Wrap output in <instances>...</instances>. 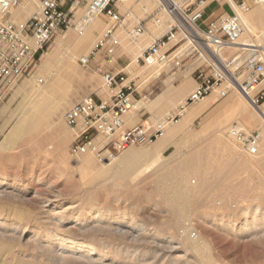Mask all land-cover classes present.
<instances>
[{
    "label": "rangeland",
    "instance_id": "1",
    "mask_svg": "<svg viewBox=\"0 0 264 264\" xmlns=\"http://www.w3.org/2000/svg\"><path fill=\"white\" fill-rule=\"evenodd\" d=\"M246 1L251 4L247 13L256 5H264ZM146 2L130 0L127 3L128 6L131 4V9L134 8L128 17L130 25L156 9L157 0ZM143 5L147 10L142 8ZM139 7L142 10L139 11ZM84 12L85 4H81L76 11V24ZM99 18L103 27L95 31L85 51H71L68 40L78 34L74 26L52 40L31 74L12 90L0 94V174L4 176L0 178V264H264V212L250 214L247 218L242 215L246 208L253 209L256 205L264 208L263 139L259 152L252 155L227 134V143L233 150H226L217 137L219 130L225 131L234 123L258 131L263 136L264 123L258 121L259 116L244 94L228 82L193 105L200 108L207 103L206 110L192 125L173 136L170 146L166 145L161 151L163 157L156 161L157 164L153 162L155 165L145 169L136 179L134 175L138 166L122 180L115 175L118 165L115 160L109 174L97 176L84 166L85 156H92L94 165L100 170L106 168V159L95 152L72 155L71 147L80 128L66 123L65 112L88 96L106 100L112 92L92 63L83 66L79 62L81 57L91 53L106 28L107 17ZM253 23L259 29L252 39L263 45L264 15L254 18ZM243 36L248 37L247 33ZM121 39L119 50L133 57V76H139L136 98L146 101L167 90L178 89L175 97L178 99L160 118L167 114H180L177 107L185 103L195 88V85L189 87V81L195 77L193 71L208 63L202 58L188 60L176 74L162 66H143L136 57L151 40L144 45H136L124 32ZM234 46L225 50L227 58L241 52ZM48 57H54L50 66L44 63ZM40 78L43 82L39 81ZM183 85L188 87L182 95L179 89ZM262 87L264 82L259 89ZM214 96L215 99L209 103ZM229 96L236 99L235 104L230 103L231 106L235 109L240 107L241 112L239 109L233 111L232 107L227 109ZM34 98L53 99L59 111L54 117L43 115L41 128L30 138L17 139L14 136L19 119L32 106L30 102ZM257 105L264 108V98L259 99ZM137 108H141L140 103ZM183 114L168 127L179 125ZM244 115L249 116L255 125L245 121ZM210 116L211 125L203 131L208 121L205 118L210 119ZM217 121L222 123L221 129V124L214 125L218 124ZM167 131L153 143L131 147H152L164 139ZM102 153L106 156L104 151ZM146 161L147 165L152 163L150 158ZM243 161L248 165L241 168ZM173 170L180 173L179 189L187 199L182 215L177 214L168 200L175 196L171 189L175 181L167 177ZM162 178L168 190L166 196L158 191V180ZM259 193L262 196L260 200L255 198ZM61 201L62 204L54 206ZM48 208H51L49 213L46 212ZM96 210L104 216H96ZM60 223L63 226H59ZM224 224L228 227L224 228ZM138 225L143 227L141 232ZM80 226L86 229V235L78 231ZM65 236L86 241L87 246L83 248L78 243L72 244L80 258L70 255L63 258L66 242L60 238ZM198 244L206 248L205 260L203 252L193 250L192 245Z\"/></svg>",
    "mask_w": 264,
    "mask_h": 264
},
{
    "label": "built area",
    "instance_id": "2",
    "mask_svg": "<svg viewBox=\"0 0 264 264\" xmlns=\"http://www.w3.org/2000/svg\"><path fill=\"white\" fill-rule=\"evenodd\" d=\"M19 1L0 0V94L12 90L32 73L56 36L74 26L83 34L94 18L105 16L103 34L91 53L79 59L83 66H89L98 53L112 60L122 46L121 33L136 43L148 35L149 27H159L161 32L136 57L138 63L162 66L174 74L194 58L208 63L193 71L196 86L180 107L181 115L186 107L206 99L225 82L242 93H255L252 98L255 104L264 98V87L259 89L264 82V44L249 46L229 59L218 61L221 53L233 47L244 33L238 11L251 9L246 0H157L156 9L133 26L128 22L129 11L125 10L130 0H40L37 11L28 19L17 20L12 12ZM212 2L226 4L227 9L219 16L212 13L205 18ZM81 4H85V12L76 24V11ZM101 76L112 91L109 98L97 100L88 96L65 112L66 123L80 128L71 147L72 155L95 152L102 159L115 158L131 146L155 142L165 135L169 125L178 121L180 114H167L153 122L127 126L126 117L139 110L135 95L139 76H130L122 70L103 71ZM226 134L248 154L259 152L258 131L234 123Z\"/></svg>",
    "mask_w": 264,
    "mask_h": 264
},
{
    "label": "bare ground",
    "instance_id": "3",
    "mask_svg": "<svg viewBox=\"0 0 264 264\" xmlns=\"http://www.w3.org/2000/svg\"><path fill=\"white\" fill-rule=\"evenodd\" d=\"M146 4L153 0H146ZM156 1V0H155ZM234 1V0H232ZM234 3V2H233ZM131 4H128L125 5V10L129 11V14L130 16L133 14V9H131ZM133 6V5H132ZM235 6H236V3H235ZM20 7L26 11V12H30L32 13L33 12V9L35 8V0H23L22 3L20 4ZM135 7V6H134ZM142 8L144 10H147V8L145 7V5L142 6ZM141 7L138 8V10H142ZM23 11V12H24ZM239 14H240V18L243 22V25H244V33H247V36L249 37H246V36H241V38L238 40V42L235 44L236 46H234V48L238 49V50H243V49H246L248 48L249 46H260V44H257L255 43V41L252 39L253 35L254 34H258L257 33V28L255 26V24L253 23L254 21V18H256L257 16H260L261 14L264 15V5H256L253 10L250 12V13H247L246 11H238ZM103 27V21L98 17V18H94L93 21L91 22V24L87 27V29L83 32V34H79L78 31H77V36L76 37H71L69 38L68 42L71 44V51H75V52H79L81 53L82 51H85V49L87 48V45L89 43V41L91 40V38L94 36L95 34V31L97 30H100L101 28ZM262 27V26H261ZM154 29L157 30L156 32V35L159 34L161 32V29L159 27H154ZM259 29V28H258ZM263 30V29H262ZM261 31V30H259ZM260 33V32H259ZM148 35H143L141 38L143 37H146ZM141 38L139 39L138 42H136L135 44H139ZM255 38H257L255 36ZM258 40V39H257ZM257 42V41H256ZM233 48V47H232ZM70 53V52H69ZM136 53V52H135ZM227 52L224 51L221 53L220 57H218V61L220 62L221 60H226V59H229L227 58L226 56ZM69 55V54H68ZM71 55V54H70ZM230 55V54H229ZM228 55V56H229ZM76 56V55H74ZM87 56V55H86ZM71 57V56H70ZM72 58V57H71ZM53 60H54V57H48L46 60H45V64L47 66H50L52 63H53ZM39 81L43 82V79L40 78ZM178 89H174V90H170V91H165L169 94V97L170 98H175L176 97V93H177ZM220 92V91H219ZM244 94V97L246 99V101L249 103V105H251L250 107H252L256 114L259 116L260 120V123H264V108L263 106L261 105H257L255 104L253 101H252V98H253V93L252 92H249L248 94L246 93H243ZM231 96V95H230ZM229 96V97H230ZM216 96H214L212 99L209 100V103H211L213 101V99H215ZM234 98V96H233ZM228 98L226 103L228 101V104H230L231 102H233L232 104H235L236 103V99L234 98ZM29 99V98H28ZM239 99V98H238ZM31 100V99H30ZM235 101V102H234ZM243 101V100H242ZM208 102V101H207ZM31 103V107H29L20 117L19 119V122H18V127L16 128V134L14 137H16L17 139L18 138H30L29 136H31L33 133L39 131V129L41 128V125L43 124V115H47L49 117H54V115H56L59 111V106L55 104V101L51 98H34L32 100ZM208 103V104H209ZM239 103V100H237V106L239 107L238 105ZM226 105L227 109L232 107L231 105ZM184 105V104H183ZM244 105V104H243ZM234 106V105H233ZM236 106V105H235ZM236 106V107H237ZM245 106V105H244ZM206 107H207V103L205 105H203L202 107H200L196 114L197 115H200L204 110H206ZM225 107V106H224ZM223 107V108H224ZM188 107H186L184 109V112L187 110ZM240 108V107H239ZM239 108H234L232 107L233 111L234 109L235 110H238ZM227 109H224V110H227ZM231 109V110H232ZM224 110H223V113H224ZM242 110V109H239V111ZM177 111L178 113H182V111L180 110V106L179 108H177ZM230 111V110H229ZM228 111V112H229ZM238 112V111H236ZM241 112V111H240ZM244 112V111H243ZM222 113V112H221ZM220 113V114H221ZM231 113V112H230ZM243 114H246V113H243ZM218 115V114H217ZM216 115V116H217ZM231 115V114H230ZM234 115V114H233ZM242 115V113H241ZM247 115V114H246ZM213 116V115H212ZM212 116H210V119L206 122V124L203 126V131H205L209 125H211V121H212ZM220 116V115H219ZM218 116V117H219ZM222 116V114H221ZM235 116V115H234ZM254 116V115H253ZM256 116V117H258ZM230 117V116H229ZM246 119H245V118ZM244 119L245 121L248 120L250 121L251 123L253 122L252 119L249 118V116H245L244 115ZM214 118V117H213ZM241 118V117H240ZM242 118V119H243ZM215 119V118H214ZM222 119V118H221ZM250 119V120H249ZM216 120V119H215ZM214 120V122H215ZM220 120V119H219ZM233 120V119H232ZM242 121V120H241ZM255 121V120H254ZM218 122V121H217ZM220 122H222L220 120ZM218 122V124H214L215 126L216 125H219L220 129L222 128V123ZM244 122V121H242ZM257 122V121H256ZM193 122L190 123V125H192ZM246 124V123H244ZM188 125V126H190ZM225 124H223L224 126ZM252 126L255 125V123H252L250 124ZM185 127V122L184 121H181L179 123V125L177 126H171V127H168V131H167V136L171 134V131L173 132H176L178 133L179 130H182L183 128ZM194 127V126H193ZM192 127V128H193ZM218 127V126H217ZM212 128V127H211ZM210 128V129H211ZM222 130V129H221ZM219 130L218 131V134H217V137L220 141V143L225 147L226 150L228 151H232L233 149L228 145L227 143V140H226V130L225 131H221ZM217 132V131H216ZM202 134V133H201ZM37 135V134H36ZM34 137V136H33ZM261 139H263V142H264V134L263 136H261ZM158 144V142L156 143ZM155 145H153L152 147H144V146H140V147H131L128 151H126L125 153L121 154V156L119 158L115 157H111L110 159H107L104 164L106 166L103 167L102 170L98 169L97 166L94 165V159L92 156L90 155H87L85 156V161L84 162V166L91 172H95L94 175H103V174H109V172L111 171L112 169V164H115L116 162H114L115 160L117 161V171L115 172L116 174V177L119 178V179H125L128 175V173L134 168V167H137V170L135 172V179L139 177V175H141V172L145 171V169L149 168L151 165H155L157 164V160L162 158L163 157V154L161 152H155ZM198 155V154H197ZM148 158H150V161H152V163L149 165L146 164V160H148ZM243 160V159H242ZM153 162L155 164H153ZM262 162V161H261ZM199 163V162H197ZM245 165H248V163L246 161H243L241 162V168L244 167ZM239 167V166H237ZM85 169V168H84ZM114 169V168H113ZM116 170V169H115ZM86 172V170H85ZM180 172V171H179ZM134 173V172H133ZM258 173V172H257ZM113 173H111L112 175ZM165 174V173H164ZM185 174V173H184ZM259 174V173H258ZM183 175V174H181ZM1 177H4L3 175L0 174V178ZM133 177V178H134ZM167 177L168 178H171L174 182V185H173V191L175 192V196L174 197H171L169 198V204H171V206H173L178 212L177 214L179 215H182L186 209V206H187V199H186V196L184 198L183 194L180 192V189H179V181H181V176H180V173H178L177 171H174L173 172H169L167 174ZM183 178V177H182ZM132 179V178H131ZM163 178L162 179H159L158 180V191L165 195L166 194V186L163 185L164 182H162ZM194 180V179H193ZM185 181V180H184ZM133 182V181H132ZM196 182V181H195ZM157 183V182H156ZM261 184V183H260ZM169 188V187H168ZM168 192V190H167ZM260 194V193H259ZM167 195V194H166ZM165 195V196H166ZM193 195V194H192ZM261 194L257 197L255 196V198H257L258 200H260L261 198ZM264 197V196H263ZM167 198V197H166ZM191 199V198H189ZM168 202V201H167ZM260 202V201H259ZM60 204H62V201L61 202H56V205H54L55 207L56 206H59ZM49 207H51V205H47ZM53 206V205H52ZM52 208V207H51ZM51 208H48L46 210L47 213H49L51 211ZM260 212H264V208H261L259 205H256V207L254 206L253 209H249V208H246L242 211V215L243 217H248L250 214L251 215H258ZM96 216L98 217H103L104 215L102 213H100L99 211H95L94 212ZM91 214V213H89ZM90 218H93L92 215ZM80 220V219H79ZM81 220H86V219H81ZM82 222V221H81ZM59 223V222H58ZM63 223H60L58 224L59 226H63L62 225ZM120 225V224H119ZM176 225V224H175ZM130 226H134L136 227L135 225H130ZM138 230H142L143 227L141 225H138ZM224 228H227L228 225L227 224H224L223 225ZM84 229L83 226H80V228L78 229V231L80 230V232H82V235H86L85 234V230H82ZM132 231H135V230H132ZM141 232V231H140ZM61 241H65L66 242V246H63L64 248V251L62 252L63 253V258H66L68 255H70L72 258H74L76 255H78L77 251L74 250V246L72 244L74 243H78L80 245V247H84V246H87L86 244V241H80L78 240L77 238H74L72 236H65V238H60ZM62 245H65L62 243ZM193 246V250H196L197 253L198 252H203V259L205 260L207 257L206 255V251H205V246H202V248L200 247L201 244H198V245H192ZM191 247V246H190ZM68 258V257H67ZM76 258H80L78 256H76ZM68 260V259H67ZM209 260V259H208ZM101 261V260H100ZM202 261V260H201Z\"/></svg>",
    "mask_w": 264,
    "mask_h": 264
},
{
    "label": "crops",
    "instance_id": "4",
    "mask_svg": "<svg viewBox=\"0 0 264 264\" xmlns=\"http://www.w3.org/2000/svg\"><path fill=\"white\" fill-rule=\"evenodd\" d=\"M22 1L23 0L19 1L18 6L12 12V17H15V19L17 20L28 19L34 12L37 11L40 2V0H35V8L33 9V12L30 13L24 11L20 7ZM210 8H212L211 11L209 10ZM226 9H227L226 4L212 2L210 3L209 7L206 9L204 17L209 18L212 13H215V16H219L222 13H224V10ZM156 32H157L156 29L149 27L148 36L141 38L139 43L144 45L146 42L153 39ZM133 63H134L133 57L129 56L126 53H122L120 50L116 53V55L112 60H108L106 58V55L103 53L96 54V56H94L92 60V65L94 66V68L98 70L100 74L103 71H111L116 73L122 70L130 74V76H133L135 74V69L132 67ZM194 85L196 86L195 77H193V80L189 81V87H192ZM187 87L188 85H183V87L179 89V93L181 92V94L183 95ZM177 99L178 98H170L167 92H163L157 98H150L146 101H143L142 98H139L138 101L141 105V108L136 112H134L133 114L126 117V125L131 127L140 123L150 122L155 118H160L163 114H165L168 110L172 108L170 104L172 102H176ZM193 105L187 108V110L183 114V118L180 120L185 122L184 128L190 125L191 122H195V120L198 117L196 112L199 109V106H193ZM205 119L209 120V117ZM182 130H179V132H181ZM178 133L171 131L170 135L167 136L166 134L164 139L159 141L158 144H156V146L154 147L155 152L158 151L161 152L162 150H164L166 145L167 147H169L170 142L173 139V136H175Z\"/></svg>",
    "mask_w": 264,
    "mask_h": 264
}]
</instances>
